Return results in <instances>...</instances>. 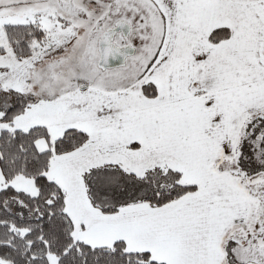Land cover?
Returning <instances> with one entry per match:
<instances>
[{
  "label": "snow or ice",
  "instance_id": "snow-or-ice-1",
  "mask_svg": "<svg viewBox=\"0 0 264 264\" xmlns=\"http://www.w3.org/2000/svg\"><path fill=\"white\" fill-rule=\"evenodd\" d=\"M0 264H264V0H0Z\"/></svg>",
  "mask_w": 264,
  "mask_h": 264
}]
</instances>
